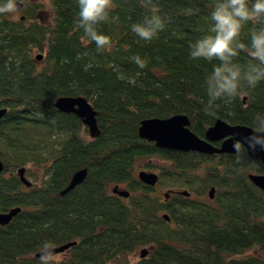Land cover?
<instances>
[{
	"label": "trees",
	"instance_id": "1",
	"mask_svg": "<svg viewBox=\"0 0 264 264\" xmlns=\"http://www.w3.org/2000/svg\"><path fill=\"white\" fill-rule=\"evenodd\" d=\"M16 2L18 15L0 14V211L20 208L0 224V264H109L142 245L147 253L132 264H264V192L247 177L264 173V161L242 146L202 153L157 147L137 134L140 119L175 113L186 114L197 135L216 118L251 128L257 116L264 121V81L209 108L206 77L220 62L190 53L214 35V0H153L165 27L150 41L131 28L149 14L140 0H113L108 20L96 26L110 38L104 48L76 27L77 0H50L48 22L36 16L41 1ZM262 28L264 21L246 23L239 42L250 48ZM250 62L246 50L234 58L242 67ZM60 96L86 99L92 135L79 116L55 107ZM140 167L157 172L154 187L138 179ZM79 168L82 181L59 193ZM114 185L128 194L113 193ZM157 185L196 198H165ZM212 186V199H202ZM72 240L57 261L34 256Z\"/></svg>",
	"mask_w": 264,
	"mask_h": 264
},
{
	"label": "clouds",
	"instance_id": "2",
	"mask_svg": "<svg viewBox=\"0 0 264 264\" xmlns=\"http://www.w3.org/2000/svg\"><path fill=\"white\" fill-rule=\"evenodd\" d=\"M79 6L76 27L82 28L85 37L94 41L98 48L110 44V38L98 34L96 26L107 21L114 7L113 0H77ZM140 4L149 14L140 23L131 26L132 31L141 39L150 41L165 27V20L159 15L158 6L153 0H140ZM18 10L16 0H7L0 6V14ZM210 18L213 21L211 32L192 45L190 53L193 59H204L209 62L217 60L213 71L206 77L207 93L210 97L209 108L214 101L227 98L231 100L244 88H255L264 81V28L252 33L251 47L239 42L241 29L248 22L264 21V0H214ZM241 50H246L255 63L250 62L242 67L234 63ZM139 67L144 68L146 61L134 58ZM207 111V109H206ZM256 117L252 134L247 137L248 147L255 151L257 147L264 150V121L257 123ZM234 147L239 152L240 143Z\"/></svg>",
	"mask_w": 264,
	"mask_h": 264
},
{
	"label": "water",
	"instance_id": "3",
	"mask_svg": "<svg viewBox=\"0 0 264 264\" xmlns=\"http://www.w3.org/2000/svg\"><path fill=\"white\" fill-rule=\"evenodd\" d=\"M18 8L21 4L16 2ZM36 58H40V53L36 54ZM54 105L61 111L72 112L79 116L82 123L88 128L89 134H93L96 130L94 121V110L90 104L82 96H60L54 100ZM5 108H0V116L4 113ZM253 132L250 126L239 123H228L223 119L216 118L209 124L204 132L203 137L198 136L188 127V118L184 113H175L166 117H147L139 120L137 126V134L139 137L152 141L157 147L172 148L178 150H197L201 152H234V145L239 142L244 147L246 154L252 159L264 161V150L259 147L255 151L248 147L247 137ZM221 139L218 145L212 143L213 140ZM2 163L0 161V169ZM24 167L20 166L16 169L17 175L24 185H29L30 181L23 174ZM85 175V168L75 170L67 184L60 190L64 193L71 189L75 184L80 182ZM137 177L145 184L152 185L157 179V174L154 171L138 170ZM248 179L264 192V173L247 172ZM113 191L126 196L128 190L117 188L116 185L112 188ZM213 188L208 189V194L211 196ZM180 193L185 194V190ZM167 195L164 192V196ZM19 210V206H13L5 211H0V224L7 222L12 215ZM167 219L165 213L162 214ZM74 241H66L64 243L52 246H45L34 252V256L38 258L50 256L56 252L62 251ZM147 253V247L138 249V256L143 257Z\"/></svg>",
	"mask_w": 264,
	"mask_h": 264
},
{
	"label": "rangeland",
	"instance_id": "4",
	"mask_svg": "<svg viewBox=\"0 0 264 264\" xmlns=\"http://www.w3.org/2000/svg\"><path fill=\"white\" fill-rule=\"evenodd\" d=\"M42 2V8L37 12V17L43 21V22H48L50 21V18H51V14H52V7H51V3H50V0H39ZM19 12H14V15H18ZM87 136H90L89 134H87ZM141 163H151V161H154V162H157L156 158H143L142 160H140ZM155 190L158 192L159 195H162V191L164 190V187H159L158 185L156 186ZM144 247H147V245H142ZM140 248L139 247H136L134 249V251L132 252H129L127 254H124V255H120L118 256L116 259H114L113 261L109 262V264H132L134 263L137 259H138V249ZM247 252H249L250 250L247 249L246 250ZM61 257V254L60 253H57L55 255H53L51 259H55L53 261H57L58 259H60ZM50 264H54L53 262Z\"/></svg>",
	"mask_w": 264,
	"mask_h": 264
},
{
	"label": "flooded vegetation",
	"instance_id": "5",
	"mask_svg": "<svg viewBox=\"0 0 264 264\" xmlns=\"http://www.w3.org/2000/svg\"><path fill=\"white\" fill-rule=\"evenodd\" d=\"M198 136H200V137H203V133H202V135H198ZM221 141V139H217V140H213L212 141V143L214 144V145H218L219 144V142ZM243 147V146H242ZM244 148V147H243ZM245 150V149H244ZM235 152V151H234ZM213 153H222V152H213ZM225 153H233V152H225ZM141 169H143V170H146V171H154V172H156L155 170H151V169H148V168H142V167H140V168H138L137 170H136V175H137V171L138 170H141ZM85 173H86V170H85ZM156 174H157V172H156ZM85 176V175H84ZM158 176V175H157ZM84 178V177H83ZM82 181V180H81ZM80 181V182H81ZM156 181H157V179H156ZM156 181L154 182V184H152V185H150V186H152V187H154L155 186V184H156ZM142 182V181H141ZM79 183V182H78ZM143 183V182H142ZM145 184V183H144ZM76 185V184H75ZM213 187V190H212V194H211V196H209V194H208V189H206L207 191H205V193H204V195H202L201 197H203L202 199H212V197H213V194H214V186H212ZM164 192H166V191H162V194L164 195ZM175 192V190L174 191H169V192H166V194L167 195H165L164 197L165 198H167V197H169L171 194H173ZM60 193V192H59ZM169 193H170V195H169ZM177 192H175V194H176ZM177 194H180V193H177ZM182 195H186V196H191V197H193V198H196L195 197V194L193 193V192H189V194L187 193V194H183L182 193ZM57 253H60L61 254V256H63L65 253H67V249L65 248V249H63L62 251H59V252H56V253H54V254H52V255H50V256H47V257H42V258H40V259H42L43 261H45V262H47L50 258H52L53 257V255H55V254H57ZM44 262V263H45Z\"/></svg>",
	"mask_w": 264,
	"mask_h": 264
},
{
	"label": "bare ground",
	"instance_id": "6",
	"mask_svg": "<svg viewBox=\"0 0 264 264\" xmlns=\"http://www.w3.org/2000/svg\"><path fill=\"white\" fill-rule=\"evenodd\" d=\"M188 123H189V121H188ZM189 129H190V128H189ZM191 131H192V130H191ZM195 151H197V150H195ZM197 152H201V151H197ZM202 153H207V152H202ZM212 188H213V187H212ZM112 192L118 194L117 192H115V191H113V190H112ZM176 192L178 193V192H180V191H176ZM118 195L123 196V195H121V194H118ZM169 195H170V193H169ZM19 208H20V207H19ZM165 220H166V219H165ZM167 221H168V220H167ZM5 223H6V222H5ZM3 224H4V223H3ZM146 256H147V255H146Z\"/></svg>",
	"mask_w": 264,
	"mask_h": 264
}]
</instances>
